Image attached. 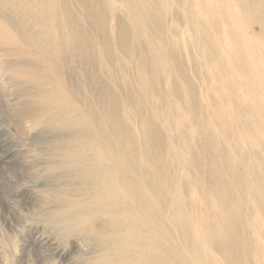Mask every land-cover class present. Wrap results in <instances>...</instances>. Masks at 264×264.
Listing matches in <instances>:
<instances>
[{"label": "bare ground", "instance_id": "obj_1", "mask_svg": "<svg viewBox=\"0 0 264 264\" xmlns=\"http://www.w3.org/2000/svg\"><path fill=\"white\" fill-rule=\"evenodd\" d=\"M186 3L185 10L192 1ZM194 3L196 19L200 23L191 21L190 30L197 36L196 43L201 45L203 58L209 62L211 71L223 72L225 82L231 85L226 92L233 96L225 100L223 109L230 113L233 106L229 102L241 110L253 107L255 115H244L240 119L252 122L257 132L263 128L259 123L264 119V0H194ZM59 6L60 0H0V48L9 51L7 56L31 58L39 65L29 68L22 64L12 66L5 61L0 63L15 70L12 73L24 81L20 85L24 102L18 105V110L15 109L18 111L17 127L22 131L39 128L42 136L39 142L42 151L40 148L39 151L45 159L49 180H53V186L58 189L55 199L48 200H55L49 210V218L57 227L67 231L79 228L85 216L103 215L107 222L101 232L98 228L85 231L88 238L98 233L100 238L94 236L93 239L103 240L100 264H264V257H259L254 246L258 234L256 219H249V223L245 220L249 224L247 233L240 221L233 224L231 211L225 212L226 206L215 201L211 204L214 210H218L214 216L206 211L198 217L178 215L182 205L172 191L179 188L173 182L177 172H170L165 164L174 151L170 149L169 153L161 146L158 137L162 133L157 128L158 124L152 126L153 123L147 120L149 115H145L137 105L133 113L139 112L138 124L132 123L130 116L125 115L132 126L137 124L135 131L131 128L128 131V123L117 113V107L138 102L130 95L132 89L128 85L124 94L113 85L107 86L109 96L118 95L109 101L113 120L106 119L101 113L96 117L92 98L89 101L82 99L80 83L83 74L67 72L71 65L68 60H62L63 55L69 53L70 42L77 40L75 17L68 15L65 19L60 16L57 12ZM90 11L95 14L96 6ZM11 13L17 16V20L10 16ZM143 16L141 14L137 19L142 21ZM29 21L35 28L26 35L25 31L29 30L26 22ZM116 25L119 34L114 41L119 46L117 39L125 38L126 26H121L119 19ZM37 30L41 36L36 34ZM129 30L132 37L138 33L132 28ZM78 31L85 41L91 36L90 31L82 32L81 27ZM102 34L104 42L99 46L108 51L109 47L113 48L114 41L109 39L110 31L109 37L104 36V30ZM213 35L216 40L211 42ZM155 45L160 48L159 41ZM126 48L123 42L117 50H122L126 56L129 54ZM137 49L140 46L134 45L133 50ZM80 50L84 54V47ZM104 55L110 59L113 56L109 53ZM140 55L145 57L147 52L141 50ZM78 56L77 49L73 63L77 71ZM164 61L172 63L167 56L140 62L143 76L139 84L145 86L143 90L151 80L154 81V76L149 81L147 72L155 66L160 67ZM168 72H175V76L168 79L173 108L178 95L177 80L184 77L174 65ZM108 77L111 83L116 81L113 73ZM99 79H95L98 89L105 88L104 84L108 82L102 83ZM158 85L152 88L155 90ZM247 85L251 87V99L254 100L247 99L250 94ZM218 91V98L224 101L225 92L221 95ZM244 93L247 96L244 97ZM248 102L254 104L248 105ZM155 118L156 115L152 117L153 120ZM169 119L173 126L174 118ZM187 120L188 117L180 119V124L173 128L182 131ZM174 129L171 131L166 127L170 138L174 137ZM84 173L86 179L83 178ZM80 181L83 182V191ZM88 186V193L84 192ZM196 188H199L198 192L203 191L202 185L196 184ZM169 191H172L176 204L178 202L175 206L166 194ZM209 193L213 197L216 194L214 188L207 195ZM202 198L205 203L207 196ZM115 206L122 208L116 209ZM127 206L130 207L128 212H120ZM60 256L62 262L70 258L68 255Z\"/></svg>", "mask_w": 264, "mask_h": 264}, {"label": "rangeland", "instance_id": "obj_2", "mask_svg": "<svg viewBox=\"0 0 264 264\" xmlns=\"http://www.w3.org/2000/svg\"><path fill=\"white\" fill-rule=\"evenodd\" d=\"M188 1L192 3L185 10ZM94 6L97 9L95 14L90 11ZM194 11V0H60L57 12L65 19L68 15L75 17L77 40L70 42L69 53L64 54L62 60H68L71 65L67 72L83 74L80 83L81 97L86 101L92 98L96 117L101 113L106 119L113 120L109 101H113L115 96L118 98V95L109 96L107 86L113 85L122 94L128 90L126 85L132 89L129 94L138 102L117 107V113L128 123V131L136 130L139 112L133 113V110L137 105L145 115H149L147 120L150 124L153 123L152 126L158 124L157 128L162 133L161 136L158 132L161 146L169 150V153L170 149L174 151L165 164L170 172L178 173L173 176V182L179 188L172 191L181 201L179 216L198 217L203 211L214 216L218 210H214L211 204L215 201L226 206L225 212L231 211L233 224L240 221L247 233L249 224L245 220L249 223V219L254 218L258 222V234L253 243L259 257L263 258L264 119H261L263 124L259 123L263 128L256 132L252 122L240 119L244 115H255L253 107H243L241 110V107L229 102L233 106L230 113L224 111L225 100L233 96L226 92L231 85L225 82L223 72H212L209 62L203 58V49L196 43L197 36L189 27L191 21L200 23ZM141 14L144 15L142 21L137 19ZM10 16L17 20L16 15L11 13ZM118 19L121 26H126L125 38L117 39L119 46L114 41L119 34L116 25ZM26 23L29 30L25 33L29 35L35 26L30 21ZM79 27L82 32H91L88 40L80 38ZM130 28L138 32L135 37L131 36ZM103 30L106 33L104 36H108L110 31L111 38L108 37L114 41L113 48L109 44L108 51H103L102 46H99V43L104 42ZM36 34L41 36L38 30ZM215 40L214 35L210 37L211 42ZM157 41L160 42V48L155 45ZM123 42L129 53L126 56L122 50H117L123 46ZM134 45H139L140 49L134 51ZM80 47H84V54L80 52ZM77 49L78 71L73 64ZM3 50L0 51V63L5 61L13 64L12 66L22 64L29 68L38 65L31 58L12 54L7 56L9 51ZM141 50L146 51L147 56L141 57ZM105 53L113 54L112 58L105 56ZM165 56L170 57L172 63L161 62L160 67L155 66L152 71L147 72L149 81L154 76V81L159 85L151 80V84L143 90L145 86L139 84L143 76L140 62L143 59L154 61L155 57ZM173 65L184 78L177 80L178 95L172 108L168 79H172L175 72L168 71ZM12 72L16 71L0 65V264H100L103 240L93 239L94 236L100 238L98 233L88 238L85 231L98 228V232H101L107 222L103 215L98 213L85 216L79 228L67 231L57 227L49 218V210L55 200H48L55 199L58 189L53 186V180H49V171L40 152L42 146H39V142L42 136L39 135V128L31 127L23 132L17 127V107L24 102L20 85L24 81ZM111 73L116 76L114 83L108 77ZM96 77L102 83L108 82L107 85L104 84L105 88L98 89ZM152 83L154 86L158 85L157 90L153 89L155 87ZM247 88L250 93L251 87L247 85ZM217 89L221 95L225 92L224 101L218 98ZM252 95L244 93L248 100H254L251 99ZM252 104L254 103L248 105ZM125 115H129V120L137 124L132 126ZM155 115L157 123L152 119ZM169 117L174 118V127L180 124V119L188 117V120L182 131H179L173 128ZM166 127L171 131L175 130L172 140ZM140 157L145 160L144 156ZM83 178L86 179L85 173ZM80 184L83 191V182L80 181ZM196 184L203 186L202 192H198ZM212 188L214 194L216 192L214 197L211 193L207 195ZM88 189L89 186L84 188V192L88 193ZM172 191L166 194L175 206L178 202L176 204L172 199ZM202 196H207L205 203ZM129 210L130 207L127 206L120 212ZM60 254L70 258L62 262Z\"/></svg>", "mask_w": 264, "mask_h": 264}]
</instances>
